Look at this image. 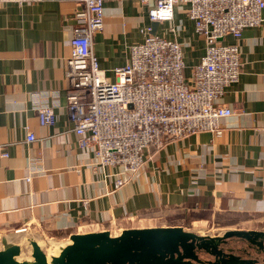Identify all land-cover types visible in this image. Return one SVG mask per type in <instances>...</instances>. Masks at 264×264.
Returning <instances> with one entry per match:
<instances>
[{
	"label": "crops",
	"instance_id": "1",
	"mask_svg": "<svg viewBox=\"0 0 264 264\" xmlns=\"http://www.w3.org/2000/svg\"><path fill=\"white\" fill-rule=\"evenodd\" d=\"M78 1H0V145L8 154L0 156V237L30 224L68 241L73 234L176 226L212 237L259 232L225 220L264 216V20L221 40L239 46L243 64L239 80L219 100L234 114L222 118L215 133L147 150L144 167L117 189L126 174L99 167L91 150L78 147L67 112L66 61ZM154 5L104 0L93 51L111 81L148 27L181 44L187 79L205 55L206 40L196 33L187 4L158 23L149 18ZM44 104L54 106L52 126L40 125L37 110ZM30 132L33 142L27 141ZM217 226L222 234L211 233Z\"/></svg>",
	"mask_w": 264,
	"mask_h": 264
},
{
	"label": "built area",
	"instance_id": "2",
	"mask_svg": "<svg viewBox=\"0 0 264 264\" xmlns=\"http://www.w3.org/2000/svg\"><path fill=\"white\" fill-rule=\"evenodd\" d=\"M0 1L24 5L43 0ZM178 4L188 5L196 33L207 43L191 76H185L181 44L152 35L148 27L144 40L131 46L129 62L113 70L116 80L111 81L93 51L94 36L103 30L104 0L78 1L66 61L67 112L78 147L91 150L99 167L126 174L116 181L117 189L144 167L147 150L159 151L198 133H215L220 120L234 114L219 100L239 80L243 64L239 46L221 40L260 26L264 0H155L150 20H170ZM37 112L41 126L55 124L54 106L44 104ZM35 139L30 132L27 141ZM3 147L0 156L7 157Z\"/></svg>",
	"mask_w": 264,
	"mask_h": 264
},
{
	"label": "water",
	"instance_id": "3",
	"mask_svg": "<svg viewBox=\"0 0 264 264\" xmlns=\"http://www.w3.org/2000/svg\"><path fill=\"white\" fill-rule=\"evenodd\" d=\"M231 238L245 240L258 255L227 248ZM49 246L32 241L28 257L22 246H7L0 251V264H264L263 233L245 230L212 237L178 226L126 229L73 234L68 242Z\"/></svg>",
	"mask_w": 264,
	"mask_h": 264
},
{
	"label": "rangeland",
	"instance_id": "4",
	"mask_svg": "<svg viewBox=\"0 0 264 264\" xmlns=\"http://www.w3.org/2000/svg\"><path fill=\"white\" fill-rule=\"evenodd\" d=\"M232 220H225L226 223H232L236 222L238 225H242L244 228L248 229H254L258 230L259 232H262L264 235V216H254V217H230ZM137 226H141L142 223L139 221H131ZM222 226H217L216 229L211 231L212 234H222L224 231H222ZM20 231V230H19ZM118 232H113L114 234H117ZM70 240V239H69ZM36 241L45 249H49V244H61L68 242L66 240V237H61L59 234H49L44 232V230L34 224L27 225L22 228V232L15 233L10 232L7 234V236L0 237V249H4L7 246L10 245H20L22 246L23 250V256L28 257L30 255V248H31V242ZM234 247L236 252H239L238 254H242L244 248L250 249L251 253H253V256H257L258 253L256 250H254V247H249V244L239 238H231L228 241L227 248ZM263 257V256H261Z\"/></svg>",
	"mask_w": 264,
	"mask_h": 264
},
{
	"label": "bare ground",
	"instance_id": "5",
	"mask_svg": "<svg viewBox=\"0 0 264 264\" xmlns=\"http://www.w3.org/2000/svg\"><path fill=\"white\" fill-rule=\"evenodd\" d=\"M18 232H22V230L18 231Z\"/></svg>",
	"mask_w": 264,
	"mask_h": 264
}]
</instances>
